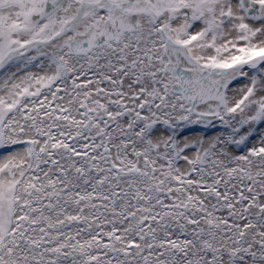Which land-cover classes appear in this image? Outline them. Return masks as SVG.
Returning <instances> with one entry per match:
<instances>
[{
  "label": "snow or ice",
  "instance_id": "6c2138e0",
  "mask_svg": "<svg viewBox=\"0 0 264 264\" xmlns=\"http://www.w3.org/2000/svg\"><path fill=\"white\" fill-rule=\"evenodd\" d=\"M0 264H264V0H0Z\"/></svg>",
  "mask_w": 264,
  "mask_h": 264
}]
</instances>
